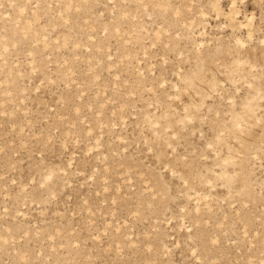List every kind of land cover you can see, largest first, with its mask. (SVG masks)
Segmentation results:
<instances>
[{"label":"rangeland","instance_id":"1","mask_svg":"<svg viewBox=\"0 0 264 264\" xmlns=\"http://www.w3.org/2000/svg\"><path fill=\"white\" fill-rule=\"evenodd\" d=\"M0 264H264V0H0Z\"/></svg>","mask_w":264,"mask_h":264}]
</instances>
